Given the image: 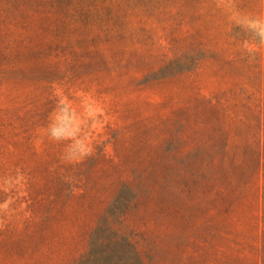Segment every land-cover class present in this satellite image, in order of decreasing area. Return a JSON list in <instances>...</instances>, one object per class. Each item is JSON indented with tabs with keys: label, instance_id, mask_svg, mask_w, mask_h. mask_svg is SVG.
I'll return each instance as SVG.
<instances>
[{
	"label": "rangeland",
	"instance_id": "rangeland-1",
	"mask_svg": "<svg viewBox=\"0 0 264 264\" xmlns=\"http://www.w3.org/2000/svg\"><path fill=\"white\" fill-rule=\"evenodd\" d=\"M264 264V0H0V264Z\"/></svg>",
	"mask_w": 264,
	"mask_h": 264
},
{
	"label": "trees",
	"instance_id": "trees-1",
	"mask_svg": "<svg viewBox=\"0 0 264 264\" xmlns=\"http://www.w3.org/2000/svg\"><path fill=\"white\" fill-rule=\"evenodd\" d=\"M120 238L101 236L96 231L89 240L88 250L76 264H140Z\"/></svg>",
	"mask_w": 264,
	"mask_h": 264
}]
</instances>
